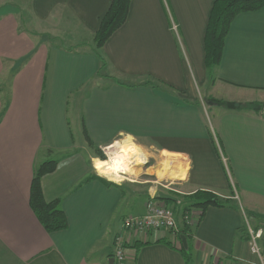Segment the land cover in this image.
I'll return each instance as SVG.
<instances>
[{"label":"crops","instance_id":"crops-1","mask_svg":"<svg viewBox=\"0 0 264 264\" xmlns=\"http://www.w3.org/2000/svg\"><path fill=\"white\" fill-rule=\"evenodd\" d=\"M213 1L130 0L123 25L96 49L91 41L111 0H0V57L23 62L10 102L0 95V264H111L112 239L122 219L143 214L155 194L138 186L144 183L110 184L89 169L68 126L73 103L90 146L100 150L123 137L150 156H181L175 171L184 169L174 187L180 198L207 191L225 199L223 207L208 206L199 221L200 212L193 217L191 211L190 264H220L221 256L223 264L244 259L245 233L239 231L245 207L250 214H257L254 208L264 213L262 109L227 108L216 121V141L197 94L186 87L190 70L207 80L203 39ZM47 37L73 41L55 45ZM102 61L105 76L99 75ZM212 73L211 90L223 88L226 96L225 90H246L245 104L264 102V7L234 19ZM215 141L232 166L238 199V190L246 196L238 205L227 196L230 185ZM43 146L62 154L54 160L55 171L41 178L44 199L57 200L67 220L66 229L53 233L28 204ZM180 230L177 222L176 230L132 237L127 245L135 264H186Z\"/></svg>","mask_w":264,"mask_h":264},{"label":"rangeland","instance_id":"rangeland-1","mask_svg":"<svg viewBox=\"0 0 264 264\" xmlns=\"http://www.w3.org/2000/svg\"><path fill=\"white\" fill-rule=\"evenodd\" d=\"M127 16H128V13H127ZM20 23L22 24L21 21H20ZM24 24H28V23H24ZM59 38L54 39V38L47 37V40L51 41V43H54L55 45H59L60 43H62V44L67 45V46L70 42L73 41L68 37H59ZM62 40H64V41H62ZM60 41H62V42H60ZM91 42L95 46L96 49H101L98 46H96V42L94 41V37L92 38ZM84 45H87V44H84ZM60 47H63V46H60ZM70 48H72V47H70ZM82 49L89 51V49L87 47H83ZM96 49H94V51H96ZM12 60H16V59H11L8 57L7 58L2 57L0 59V61H1V64H0V95L2 98H4L6 96V98H8V100H9V102H10V99H12V91L14 92L15 88L17 91V86L15 83V77H16V73H18L19 64L21 63V61H18V63H15ZM104 68H105V64L102 61L99 75L102 74L103 76H105V74H107V72H105ZM206 77H207V80L205 81V79H204V81L202 82L200 80L199 76H196V74L192 70H190L189 75L186 78V87H187V89H191L192 92L194 93V95L197 94V97H198L197 101L199 102V106H200L202 113H203V116L206 120V124L210 130V134L214 140L218 141L216 121L219 119L220 116L225 114L224 112H226L227 108H229L230 106H226L223 104L219 105V103L216 102V100H218V99L227 100L228 103H231L234 105L233 106L234 110H239V111H243V112H245L246 109L253 110L256 107H258L259 104L261 106L262 105L264 106V102L263 103H255V104H253V107L249 106V104H251V103H246L247 104L246 105L245 101L248 98V96L250 95V94H248V92L246 90H244L243 92H241V90H240V93H239V90L229 91V90L224 89L225 91L228 92L227 96L224 92H221L223 88L222 89L221 88H217V89L215 88L214 90H211V88H209V86H210V81H211L212 77H214V74L212 72H211V74L210 73L208 74L206 71ZM124 81L125 82H131L133 80L132 79H124ZM103 82H108V80H104ZM216 85L217 84H215V86ZM19 87L21 88L20 85H19ZM210 91L213 93V96L216 95V97L218 98V99L215 98V100L213 102H211V98H213V96L209 95ZM5 102H4V104H5ZM5 107H7V106H5ZM68 107H69V109H68V114H67V116H68L67 121H68L69 130L71 131V133L74 136V140H73V143L75 144L74 149L76 148V151L78 152L79 156L83 157L86 160V164L88 165L89 169H91L92 172H94V171H96L94 160L107 161L106 157L104 156V155H106L105 153H107V150H105V153L104 152L102 153L100 150L101 154L102 155L104 154L103 155L105 157L104 159H101L98 157V155H97V149L98 148L90 146L87 143V141L85 140V139H87L86 136L82 135V133L80 131V119L78 118V113H77L78 107L74 103L69 104ZM219 107H222V108H219ZM219 109L222 110V113L219 111ZM2 114L3 113L0 112V119H1ZM75 137L77 139L81 140V142L77 141ZM124 139H126V138L120 137V138L116 139V141L122 142ZM130 140L137 146V148L139 149L138 151L142 154L143 162L142 163H134V165L132 164L133 166L131 165V168H132L134 174H130V175L121 174L122 177H121L119 183H121V184H128L130 182L131 183H144V185H138V186L144 187L146 189L145 191H148V190L154 191V193H155L154 196H156L158 192L167 193V194L172 195V196L174 194L179 198V202H181L184 205H189L188 203L193 201L190 197H188V198L181 197L180 198L178 196V194L174 191L175 190L174 187H176V183L178 182V179H179L176 177L172 178L174 176V174H176L175 162L177 160L175 161V158L179 159L181 156H178V155L174 156L172 154H168L165 152H162V154L161 153L157 154V156H150V155L146 154L145 149L142 147V145L138 144L136 141H133L132 139H130ZM116 141H114L113 143H115ZM216 141H215V145L217 146L216 147L217 150H219L218 153L220 152V154H221L220 159L223 163V166H222L220 161H219V163L222 166L221 168L223 170V174H224L225 179H226L225 181L227 182V185L228 184L230 185V190L228 191L227 196H231L230 199L236 205H238L240 200L243 201L244 197H246V196H244L243 192H240V190H238V194H239V199H238V196L236 193L237 187H235L236 191L234 189V186L236 184V180H235V176H234L232 166H231L229 160H228V162H226L223 159V156H226L225 151H223L222 144L220 143V145H217ZM113 143H111V144H113ZM111 144L106 145V146L109 147ZM215 145H213V146H215ZM61 155L62 154H55L54 152L47 153V151L45 150V147L43 146V148L38 153L34 168L36 169L41 163L45 162L46 160H51V159L55 160V159L59 158V156H61ZM111 157L109 160L112 159ZM144 160H146L145 165L143 164ZM167 168H168V170H167ZM156 175H157V177H156ZM101 177H103V176L100 175V178ZM97 178H99V177H97ZM103 178H101V179L106 181L105 179H107V178H105V177H103ZM108 181H110V180L108 179ZM110 183H115V182L110 181ZM139 187H138V189H139ZM139 191H140V189H139ZM250 198L255 199V196H252V197L250 196ZM139 199L140 198H138V200ZM186 199H188V200H186ZM220 200L223 202L225 201L224 198L220 199ZM158 201H159L158 202L159 204L163 205L165 208H167L171 212V214H173L172 218L175 219V225H176L175 230L177 227V222L181 223V229H182L183 225H187V221H189V219L187 220L185 217L190 218L192 216V214H191V212H184L182 209L183 205H178V204L174 205L171 203L166 204L165 201H161V200H158ZM248 209L249 208L245 207L246 212L244 215L246 216V219L248 220L250 227L253 229V231L264 230V213L260 214L254 208L253 211L256 212L257 214H254V213L250 214V213H247ZM198 211H200V210L194 209L193 217L197 216V214H195V212H198ZM145 214L146 213L144 211L143 214H141V215H128L122 219L121 225H120V230L113 236V239H112V244H111L112 257H114L115 246L120 244L121 250H123L124 252H126L129 255L128 256L129 259L127 258L125 263L128 264L130 261V263L135 264L136 256H135L134 252H132V254L130 253V251L128 250L129 245H127V243L130 242V239L132 237H137V234L140 232L133 231L132 229H125L124 220L128 217H131L133 220H139ZM242 220H243V217H242ZM243 227L246 228V223L244 222V220H243ZM195 228H196V224L193 225V227H192L191 237H193V235H194ZM148 232H150V231L144 230L143 232H141L140 235L145 236V234H147ZM239 233L243 234L242 231H239ZM244 233L246 236L245 230H244ZM241 241L243 242V245H247V237H244V239H242ZM258 241H259L260 248L264 252V232H262L261 239H259ZM131 243H132V239H131ZM243 253L245 254V255H243L244 259L239 261L238 262L239 264H257L256 257L252 256L249 253L248 245H247V250L244 249ZM225 259H226V257L221 256L219 263L223 264V261ZM204 264H209V263L207 262Z\"/></svg>","mask_w":264,"mask_h":264},{"label":"trees","instance_id":"trees-1","mask_svg":"<svg viewBox=\"0 0 264 264\" xmlns=\"http://www.w3.org/2000/svg\"><path fill=\"white\" fill-rule=\"evenodd\" d=\"M130 6V0H112L107 11L101 18L98 29L94 34V41L96 46L101 48L108 38L120 27L126 20L128 9ZM264 7V0H214L208 14L204 39H203V51H204V68L207 73L211 74L213 69L220 63L222 58L225 39L231 28L234 19L241 13L257 11ZM215 99H211L213 102ZM219 105L223 104L232 108L234 105L222 100H216ZM225 106V107H226ZM253 107V103L249 104ZM263 105L259 104L255 110L262 109ZM86 138V132L83 131ZM97 155L99 158L105 157L97 149ZM57 163L54 160H48L41 163L33 173L29 187L28 204L38 220L40 225L47 233H53L61 231L67 228V220L64 212L59 207L57 200L46 201L42 194L41 178L49 173H52L56 168ZM110 183V182H108ZM113 184L114 183H110ZM177 201L170 202L165 201L166 204L183 205L184 212H191L194 209L200 210L198 215V221L201 219L203 212L208 206L223 207V201H221L216 195L207 191H196L190 197L193 201L184 205L179 202V198L173 194ZM155 199L158 200L157 196ZM188 200V199H186ZM245 228L242 226V233L244 234ZM187 232L189 229L186 225H183L180 230V239H187ZM244 237H246L244 235ZM183 255L186 264L191 263V254L188 251L187 242L182 244L179 249Z\"/></svg>","mask_w":264,"mask_h":264},{"label":"built area","instance_id":"built-area-1","mask_svg":"<svg viewBox=\"0 0 264 264\" xmlns=\"http://www.w3.org/2000/svg\"><path fill=\"white\" fill-rule=\"evenodd\" d=\"M175 29V28H174ZM114 144V143H113ZM107 146H103L100 148L101 152L105 153L107 150L106 157L107 160L110 159V156L113 151H108ZM144 165L146 164V160H144ZM96 172V171H95ZM97 173V172H96ZM237 197V196H236ZM159 201L155 199L154 196H151L145 205V215L139 220H133L131 217H128L124 220L125 229H132L133 231L141 232L145 231H161V230H175V219L172 218L173 214L165 208L163 205L158 203ZM244 222L246 223V237H247V245L249 253L252 256H255L257 259V264H264V252L259 246V239H261L262 232L261 230L253 231L250 227L246 216L242 215ZM187 220L188 217H185ZM189 221L187 223L189 224ZM259 233V235H258ZM128 258V254L121 250L120 244L115 246L114 257H112V264H126V260ZM212 264H217L216 262Z\"/></svg>","mask_w":264,"mask_h":264},{"label":"bare ground","instance_id":"bare-ground-1","mask_svg":"<svg viewBox=\"0 0 264 264\" xmlns=\"http://www.w3.org/2000/svg\"><path fill=\"white\" fill-rule=\"evenodd\" d=\"M108 148V151H113L111 154L112 157L110 156L112 159L107 161L94 160V164L97 173L110 181L119 183L122 177L121 174H134L131 168L132 164L143 162L142 154L138 151L139 149L130 138H126L122 142L116 141ZM183 169L184 168L180 165L173 177H179Z\"/></svg>","mask_w":264,"mask_h":264},{"label":"water","instance_id":"water-1","mask_svg":"<svg viewBox=\"0 0 264 264\" xmlns=\"http://www.w3.org/2000/svg\"><path fill=\"white\" fill-rule=\"evenodd\" d=\"M262 114L264 115V106L262 107ZM156 196H157L158 200H161V201H170V202H174V203L177 201V199L174 196L169 195L167 193L158 192ZM184 241L185 240L182 241V244H185ZM110 262L112 264L113 260Z\"/></svg>","mask_w":264,"mask_h":264},{"label":"clouds","instance_id":"clouds-1","mask_svg":"<svg viewBox=\"0 0 264 264\" xmlns=\"http://www.w3.org/2000/svg\"><path fill=\"white\" fill-rule=\"evenodd\" d=\"M262 232H264V230H261ZM258 235H259V233H258Z\"/></svg>","mask_w":264,"mask_h":264}]
</instances>
